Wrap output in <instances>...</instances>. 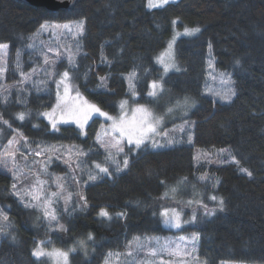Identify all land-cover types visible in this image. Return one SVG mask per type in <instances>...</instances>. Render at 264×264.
<instances>
[{
    "label": "trees",
    "instance_id": "trees-1",
    "mask_svg": "<svg viewBox=\"0 0 264 264\" xmlns=\"http://www.w3.org/2000/svg\"><path fill=\"white\" fill-rule=\"evenodd\" d=\"M146 1L76 0L72 8L49 11L19 0H0V44L9 45L5 73L6 82L13 83L0 93V116L8 121H0V151L17 131L34 151L53 143L73 142L87 153L91 145L94 151L85 156L87 166L80 173L86 179L98 174L94 162L113 171L105 162L104 149L95 143L103 121L94 117L85 129V138L74 125H61L60 131L54 132L39 115L56 102L52 79L37 73L47 55L34 36L41 24L84 22L82 34L66 36L77 40L75 68L67 59L57 60L55 68L69 70L80 92L112 114L119 113L118 102L123 100L154 104L147 92L151 81L161 77L162 67L156 58L172 36L174 19H179L180 29L200 28L197 34L176 40L175 62L180 71L168 72L161 95L163 105L185 97L194 101L189 113L194 120L193 142L130 157L128 170L113 172L111 177L101 174L102 179L87 182L82 191L86 208L83 200L74 198L68 208L56 206L57 220L53 222L39 209L25 208L11 193L14 180L10 172L0 169V207L9 217L0 220V264H48L32 255L40 241L45 248L75 245L78 249L69 256L70 264H103L109 252L126 250L137 235L168 234L160 213L185 198V184L196 186L195 198L202 203L195 224L183 231L200 234L196 251L205 264H264V0H176L161 8H148ZM17 62L23 72L31 73L29 80L22 81ZM133 71L139 93L136 101L130 96L127 79ZM222 72L231 75L235 89L230 102L204 93L213 85L211 77H222ZM84 73H88L87 81ZM102 76L107 77L103 87ZM93 88L95 93L89 91ZM19 113H25L23 121L18 119ZM195 147L228 149L239 164L228 152L219 154L216 163L196 164ZM22 149L20 155L26 156L27 149ZM240 168L253 175L249 177ZM52 169L66 175L68 166L54 160ZM204 171L209 173L201 180ZM212 196L223 197L225 209L205 215L203 205L217 207L218 200ZM101 208L111 219L98 216Z\"/></svg>",
    "mask_w": 264,
    "mask_h": 264
},
{
    "label": "snow or ice",
    "instance_id": "snow-or-ice-1",
    "mask_svg": "<svg viewBox=\"0 0 264 264\" xmlns=\"http://www.w3.org/2000/svg\"><path fill=\"white\" fill-rule=\"evenodd\" d=\"M169 3V0H148V6L151 7H159L164 4ZM175 23V21H173ZM61 28L71 30L69 24L63 25H48L47 23L41 24V30H46L47 28ZM74 27L77 29L76 34H82L84 31V22L79 21L75 23ZM200 31L199 27L196 28H185L184 34L186 35H194ZM179 35V33H177ZM9 47L8 44H0V50L7 49ZM169 49L173 47V42H170L168 45ZM208 48H212V44L209 42ZM157 62L163 66V74L161 75L160 80H152L150 84V90L147 93L148 97L156 98L159 92L163 91V79L164 76L167 75L170 69H176V71H180V68L174 62V59L171 55L168 57V62L165 61L163 55L161 57H157ZM46 64H51V71H46L45 75L47 77L53 78L52 82L56 86V103L52 106V110L50 112H43L39 115H43L48 119L51 124V129L54 132L60 131L61 125H75L78 130V135L80 137H87L86 126H89V122L94 120L95 118H105L106 121H110L111 123L108 125L107 129H105L104 124H101L102 133H97L95 138V143L99 145V147L103 148L105 155V162L109 164L113 171L109 170V167L102 166L101 164H95V168L98 170L97 175L89 174V181H97L98 179H102L103 175H107L111 177L113 172L116 174H120L125 170H128L130 167V157L136 156L141 152H146L150 149H160L166 147L167 145L173 144L175 141L172 139L167 140V145L162 144L159 140L155 139L157 135H163L164 137L168 136V133L165 131L163 133L158 132V127L163 121V117L156 116L151 109H149L146 105L137 104L132 110V114L129 117L127 115V106L128 101L123 100L118 102V108L120 114L118 116H113L109 112L102 110L98 103L89 101L79 90V87L72 83L74 77L70 75L69 70H65L62 74L56 71L55 61H49V58L45 55L44 57ZM240 61L237 60L236 64H239ZM69 64L75 68L74 59L72 56H69ZM211 66V65H210ZM8 70L7 59L4 57H0V79H3L5 72ZM16 70L20 72V75L23 80H29L31 78V73H25L22 70V65L17 62ZM148 71L147 69L145 70ZM32 72H36V69H32ZM222 77L224 74H221ZM55 76H59V79H54ZM83 78L85 81L88 79V73H84ZM107 77H100L101 87L105 86L104 82ZM129 80V90L132 97H136L139 93L136 91V84L134 83L136 79V73L133 71L127 77ZM42 84H45L46 81H41ZM224 84H231V75L228 74L226 80H222ZM39 90V89H38ZM49 92L50 89H47ZM89 91L95 93L96 89H89ZM211 91V90H207ZM75 92V95L72 93ZM235 89L229 87L224 92H215L214 95L220 96L221 100L230 102L232 97L235 96ZM6 99V97H5ZM185 104L188 103L187 98L184 101ZM169 112L172 111L171 108L168 109ZM18 119L23 121L25 119V113H19ZM4 124H8V121H3ZM185 124L188 121H184ZM10 127V125H9ZM38 127V125H37ZM180 131H184L183 126H181ZM20 137L25 141L24 147L30 154H34V156H42L46 155V159L40 164L42 174L52 175L48 173L47 169L55 160H61L62 155L67 153V158H64L62 162L71 169V160L74 155L77 160L80 157L87 155L94 151L93 147L90 145L88 148V152L85 151L79 145H49L40 150H32L28 148L27 138L23 137V133H18ZM107 136L109 139L106 141L102 137ZM191 139V137H189ZM19 140H9L8 145L5 146L4 150L0 152V165L4 168H8V171L11 173L14 182L11 185V193L15 195L19 201L23 204L25 208H43V215L47 217L50 221L57 220V216L54 212V209H51V205L53 203L52 198L58 197L60 192H52L50 196H45V185L47 181H43L37 179L34 183H32L29 187L22 188L18 190L17 184L21 182V176L25 175V173H21L17 171V163L16 156L17 152L20 151L19 148H14L15 144H19ZM127 147V151L125 148ZM39 149V145H38ZM73 150H75L73 152ZM220 153L228 152L229 156H231V160L235 163L239 164V161L235 156L231 155V152L228 149H220ZM48 153H51L48 155ZM23 155V154H22ZM27 159V157H24ZM11 162L12 167L9 168L8 165ZM33 163H39L37 161H33ZM79 163H77V167H79ZM240 171L243 173H247L249 177L253 175L251 171L247 168H240ZM75 178V177H73ZM207 176H201L200 179L204 180ZM61 177H56L55 182L57 183V187L59 189H63L64 185L60 184L59 181ZM173 192L176 191L175 188L172 189ZM68 199H71V193H69ZM80 200L84 201L83 208L87 207V201L83 196L79 197ZM212 200H218V204L216 208L209 209L207 205H203L204 214L212 215L217 210L224 211L225 209V201L223 197L217 198L216 196L211 197ZM67 200L65 203L67 204ZM189 204L192 201H188ZM197 203H202L201 201H197ZM10 207V206H9ZM171 213V214H170ZM117 216H126L127 213H117ZM155 215V214H154ZM163 216V224L170 228L179 229L182 223L186 224L189 221L181 220V213L177 212L176 209H164L161 213ZM98 216L111 219V214L105 209L101 208ZM9 217L4 213L2 207H0V220L7 221ZM192 221L196 220V215L193 213L191 217ZM62 230H65L63 225L60 226ZM3 232V229H0V233ZM92 234L89 233V239H92ZM200 238L199 233H193L190 240L186 237H179L181 242L186 243L181 245V243H176L175 241L165 239L163 243H161L158 237L148 238L147 244H140V237H134L133 241L136 242V248H132L133 241L128 242L129 251L127 252V256H133L138 254L140 251H146V255L151 257L161 256L164 253H167L169 257H192L196 260V264H201L198 257H194L193 254L196 252L197 244ZM15 240V237H12ZM155 241L156 247H150L149 245ZM83 243V242H81ZM42 244V242H41ZM191 245L189 249L188 245ZM175 245V246H173ZM69 251H75V249H70ZM69 251H64L61 249H54L52 251H48L43 248L40 244L37 245L36 248L32 250V255L39 260L41 257H49L55 261V264H68V256ZM125 255L124 253H112L109 252L105 257V264H111V258L115 256L117 260ZM163 264V262H162Z\"/></svg>",
    "mask_w": 264,
    "mask_h": 264
},
{
    "label": "rangeland",
    "instance_id": "rangeland-1",
    "mask_svg": "<svg viewBox=\"0 0 264 264\" xmlns=\"http://www.w3.org/2000/svg\"><path fill=\"white\" fill-rule=\"evenodd\" d=\"M170 1H176V0H169V2ZM154 2H157V0H154ZM146 5L148 8H150L148 6V0L146 1ZM159 7L161 8V6H159ZM151 8H156V7H151ZM174 20H175V26L176 27L173 29L174 31L172 33V36L168 40V44H167L166 48L163 50V52L159 56V57H161L163 55L166 62H168L169 55H171L173 57L174 62L176 61L175 60V51H174L176 40L181 36H192V35L184 34V29L186 27H184L183 29H180L179 27H177V23L179 22L178 18H176ZM47 24L48 25L69 24L70 26H72L71 30L64 29L63 27H61V28L49 27L46 30H41V28H39L38 31H36V33L34 34L35 39L37 40V43L40 45H43V47H44L43 52L47 53L46 56L49 58V61H55V65H56L57 60H59V59L69 60V56H72L73 59L75 60V57L77 54L75 45H77V40L74 39V37H66V36H70V35H72V36L76 35L77 29L74 27L75 23L74 22H72V23L54 22V23H47ZM187 28H196V27H187ZM177 33H179V35H177ZM195 34H197V33H195ZM170 42H173V47L171 49H169V47H168ZM0 57H4L7 59L8 49L0 50ZM161 67H162V74H163V66L161 65ZM173 69H170L169 72L172 71ZM212 70H214V69L212 68ZM46 71H51V64H46L45 60H44L43 61V68H41L39 71H37V73L40 72L45 77H47L45 75ZM56 71L62 74L65 70L58 71L56 69ZM221 74H224L225 78L228 77L227 73L222 72ZM165 77H166V75L164 76V78ZM160 78H158L156 80H160ZM48 79H53V78L48 77ZM54 79H59V76H55ZM222 80H225V79L220 77V76L214 77V78L211 77V80H209V81H211V84H212V81H214L213 85L211 88L207 87L204 90V93L207 95H211L215 99H218L222 102H228V101L221 100L220 96L214 95L215 92H224L229 87L233 88L232 83L231 84H224V83H222ZM163 81H164V79H163ZM12 84L13 83H7L6 82V73H5L3 79H0V93L7 90ZM128 86H129V80H128ZM149 90H150V86H149ZM207 90H211V91H207ZM163 92H164V84H163V91L159 92L158 96L156 98H152L154 100L153 105L142 104V105H146L149 109H151L152 112L156 116L163 117V121L158 127V132L163 133L166 131L168 133V136L164 137L163 135H157L155 137V139L159 140L162 144H166V145H167L168 139H172L175 141L173 144L167 145L166 147L173 146V145H175L177 143H181V142H187L188 144L192 143L193 142L192 130H193V126H194V120L190 117L189 113L191 112L193 106L195 105L194 101L191 100L189 97H185L188 100L187 104L184 103L185 98H183L181 100L175 101L172 104L163 105L165 103V101L161 97ZM72 95H75V93L73 92ZM136 98H137V96L132 97V99L134 101H136ZM55 103H54V105H55ZM137 104H141V103H135V102L129 103L128 102L127 115L129 117L132 114L131 110ZM159 106H164V107L160 108ZM169 108L172 109L171 112L168 111ZM51 110H52V107L50 109L42 110L41 113L50 112ZM102 110H103V108H102ZM110 114L113 116H118L120 114V112L118 114H112V113H110ZM40 116L48 121V119L46 117H44L43 115H40ZM100 119H102V121H103L102 124H104L105 129H107L108 125L111 122L106 121L105 118H100ZM185 120L188 121L187 124L184 123ZM0 121H3L1 116H0ZM48 123L50 124L49 121H48ZM181 126H183L184 131H180ZM50 128H51V124H50ZM86 128H87V126H86ZM98 129H99L98 133L103 132L101 127ZM18 133H19L18 131L15 132L12 139H11V140L15 139V140L20 141L19 144H15L13 147L20 149V151L17 152V156H16L17 171L21 172V173H25V175L21 176V182L17 184L18 190L25 188V187H29L32 183H34L36 181L37 176H39L40 180L47 181V184L45 185V189H44L46 197L50 196V194L52 192H60V195L58 197L52 198L53 203L51 205L50 210L54 209V212H55L56 206H58V205H60L63 208H68L72 199L76 198L77 200H80L79 197L82 196V191H83L85 185L87 184V182L89 181L88 178L86 179V178H84L85 176L82 177L80 175V173L83 171L82 168H86V166H87V164H86L87 161H85L86 155L83 157H80L79 160H77V158L73 155L72 160H71V169L68 167L66 175H64V173L57 172L54 169H52V164L50 166H48V169H47L48 173H50L52 175L42 174L40 164L46 159V156L42 155L43 158L41 156L37 157V156L30 154L29 152L26 153L27 154L26 156H21L22 154H24L22 147L24 146L25 141L23 140L22 137L19 136ZM189 137H191V139H189ZM102 138L105 139L106 141L109 139V137H107V136H104ZM73 144L74 143L72 142V143H53L52 145L68 146V145H73ZM3 150L4 149H2L0 152H2ZM219 150L220 149H212V150L208 151V150H203L199 147H195V155L194 156H195L196 164H201L203 162H207V165H209V163L210 164L216 163L219 160V156L221 155ZM74 151L75 150H73V152ZM50 154L51 153H48V155H50ZM24 157H28V158L24 159ZM64 158H67V153L62 155V159L59 161H62ZM34 160L39 162V163H33ZM54 160L55 159H53V162H54ZM77 163H79V165H80L79 167H77ZM95 164L96 163L94 162L93 165L95 166ZM64 165H66V164H64ZM66 166H68V165H66ZM8 167L9 168L12 167L11 162L9 163ZM0 169L4 170V167L2 165H0ZM5 169L8 171V168H5ZM207 173H209V172L204 171L202 174L205 175ZM10 176H12V175H10ZM56 177L62 178L59 181L60 184L64 185L62 190L57 187V183L55 182ZM73 177H75V178H73ZM210 181H211V183L209 185L212 186L213 182H212L211 178H210ZM194 187H196V186H194L193 184H191V185L185 184L183 188H185V190L188 192V193H186L187 195L185 196V198H183L181 201H177L176 202L177 204L171 206V208L170 207L165 208V209H169V210L176 209L177 212L181 213V220L182 221H185V220L189 221V223H186V224L182 223V225L179 229L170 228V227L165 226L163 224V216L161 215V213L164 211V209H162V211L160 213L161 222L167 229L170 230V232H168V234L151 235V236H145V237L137 235L135 237H140V241H139L140 244H147L148 238H152V237H158L160 239L161 243H163V241L165 239H169V240L175 241L176 243H181L182 246L187 241L181 242L179 240V237L183 236V237H186L190 240L192 234L196 233V232L193 230L183 231V229L193 226L195 224L196 220L192 221L191 217H192L193 213H195L196 218H197L198 213H199V210L197 208H198V204H200V203H197L198 198H195L196 196L194 195V193L196 192V189ZM69 193H71V199L70 200L68 199ZM66 200L68 201L67 204L65 203ZM188 201H192V203L189 204ZM201 202H202V199H201ZM39 210L43 212V208H39ZM47 220H49V219L47 218ZM41 242L42 241L37 243V245L40 244L43 248H45L43 243L41 244ZM149 246L150 247H156L155 241L152 242V244H150ZM173 246H175V245H173ZM188 247L190 249L191 245L189 244ZM132 248L133 249L136 248V242L135 241H133ZM196 248L198 250V244H197ZM45 249H47L48 251H52L54 249H61V248L53 247V248H45ZM70 249L76 250L78 248L75 245H71V246H69L68 249H61V250L69 251ZM128 251H129V248L127 245L126 250L119 251V253H124L125 255H122L119 258V260H117L115 258V256H113L111 258V264H123L125 261H131V264H162V262H163V264H196V260L192 257H169L167 255V253H164L161 256L151 257V256L146 255V251H140L138 254H135L133 256H127ZM72 252H74V251H69V256L71 255ZM115 253H117V252H115ZM69 256H68V264H70V257ZM193 256L198 257L201 264H205L204 259L198 255V251H196L193 254ZM41 259H45L48 262V264H55V261L52 258L41 257ZM103 264H105V261ZM221 264H243V263L225 261V262H221Z\"/></svg>",
    "mask_w": 264,
    "mask_h": 264
},
{
    "label": "water",
    "instance_id": "water-1",
    "mask_svg": "<svg viewBox=\"0 0 264 264\" xmlns=\"http://www.w3.org/2000/svg\"><path fill=\"white\" fill-rule=\"evenodd\" d=\"M23 3L30 4L32 6L44 7L49 11H56L59 9H69L74 6L76 0H19Z\"/></svg>",
    "mask_w": 264,
    "mask_h": 264
}]
</instances>
